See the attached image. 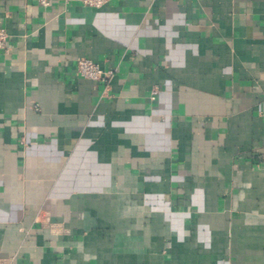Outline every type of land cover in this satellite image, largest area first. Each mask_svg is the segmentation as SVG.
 Wrapping results in <instances>:
<instances>
[{"label":"crops","instance_id":"obj_1","mask_svg":"<svg viewBox=\"0 0 264 264\" xmlns=\"http://www.w3.org/2000/svg\"><path fill=\"white\" fill-rule=\"evenodd\" d=\"M1 28L0 264H264V0H0Z\"/></svg>","mask_w":264,"mask_h":264},{"label":"built area","instance_id":"obj_2","mask_svg":"<svg viewBox=\"0 0 264 264\" xmlns=\"http://www.w3.org/2000/svg\"><path fill=\"white\" fill-rule=\"evenodd\" d=\"M39 4L42 6H49L52 2V0H37ZM83 4L90 6V7H101L104 4H106L110 0H81ZM7 33L6 31L1 28L0 29V50H7L8 44H7ZM75 70L76 73L86 79L93 80V81H99L108 83L110 81V78L112 76L111 70H105L101 68L97 63L93 62L91 59L87 57H78L75 60ZM156 91H153V96L151 98H154V93Z\"/></svg>","mask_w":264,"mask_h":264}]
</instances>
